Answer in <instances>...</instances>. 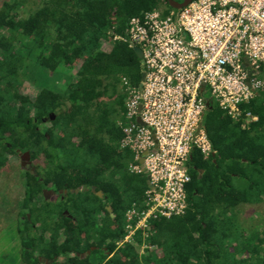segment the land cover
I'll use <instances>...</instances> for the list:
<instances>
[{"label": "trees", "instance_id": "16d2710c", "mask_svg": "<svg viewBox=\"0 0 264 264\" xmlns=\"http://www.w3.org/2000/svg\"><path fill=\"white\" fill-rule=\"evenodd\" d=\"M24 1L0 8V170L6 143L40 162L37 176L22 171L21 263L34 264L38 256L52 264L259 262L264 230L244 236L233 211L264 201V93L243 106L258 118L245 129L215 105L205 112L212 153L204 159L191 152L184 215L151 221L147 237L138 231L119 247L125 213L134 204L141 208L147 189L146 175L128 170L131 152L120 148L128 88L138 90L143 67L133 48L110 35H122L142 11L171 8L166 0H43L20 19ZM19 73L35 82L33 96L21 91ZM48 186L67 190L59 200L65 208L55 212L59 202L43 199ZM32 200L38 204L28 220ZM65 209L74 221L60 234L53 220L64 219ZM90 246L97 248L81 258Z\"/></svg>", "mask_w": 264, "mask_h": 264}, {"label": "built area", "instance_id": "2783aa9c", "mask_svg": "<svg viewBox=\"0 0 264 264\" xmlns=\"http://www.w3.org/2000/svg\"><path fill=\"white\" fill-rule=\"evenodd\" d=\"M110 40L139 48L144 72L141 89L128 88L120 148L132 154L129 172L144 173L149 185L141 208L125 213L120 247L138 231L147 237L151 221L184 215L191 152L212 153L202 124L208 102L241 129L257 121L243 106L264 93V0H192L166 13L142 11Z\"/></svg>", "mask_w": 264, "mask_h": 264}, {"label": "rangeland", "instance_id": "374dc122", "mask_svg": "<svg viewBox=\"0 0 264 264\" xmlns=\"http://www.w3.org/2000/svg\"><path fill=\"white\" fill-rule=\"evenodd\" d=\"M4 1L7 0H0V8ZM43 3V0H25L22 5L17 9L18 18L23 19L27 18L31 12H33L36 8L40 7ZM168 11V10H167ZM30 65V69L33 71L36 69L34 63H28ZM20 79L24 82V87L21 89V91L25 92L26 94L33 96L34 89H35V82L28 77H25L21 73H19ZM44 85H46L47 88H50L52 85H50V80L47 78H44L43 81L41 80ZM39 83V85H43ZM25 163V160H21V165ZM11 164L14 171H18L20 167V161L19 160H11L9 163ZM40 164V162H38ZM37 161H33L32 164L27 165V168L30 169L32 166L35 167L34 170L37 169ZM4 167H7V164L4 165ZM3 176V175H2ZM1 176V177H2ZM4 177L6 178L7 175L4 174ZM4 178H0V181L3 182ZM22 181L24 183L25 179L22 178ZM2 189L1 183H0V190ZM22 196V192H21ZM44 199V198H43ZM45 200V199H44ZM22 204L24 200H21ZM46 201V200H45ZM63 201V200H62ZM60 201L52 210L57 212L58 210H61L65 208L64 206L67 204L66 202ZM21 204V208H22ZM38 203L34 200L29 202V207L27 209H30L28 212L29 215L32 214V208L37 205ZM8 206H3V203L0 204V209L7 212ZM0 210V211H1ZM12 212V211H11ZM11 212H7L0 215V264H19L20 263V256H21V248H20V239L18 238L17 231L15 232V228L13 227L14 224L12 222H9L7 220H12L13 216ZM55 212L53 213L52 217L55 218ZM235 215V222L241 231V233L244 234V236H249L253 231L260 232L262 229L264 230V201H262L259 204L256 205H240L233 211ZM30 220V219H28ZM49 220H52L49 219ZM18 226H16L17 228ZM22 227V225H21ZM240 245H242V241H238ZM241 242V243H240ZM235 244V243H233ZM144 246L141 248V252L143 251ZM238 259L246 258L244 254H237ZM230 260V259H229ZM231 262V260H230ZM231 264V263H228ZM236 264V263H235Z\"/></svg>", "mask_w": 264, "mask_h": 264}, {"label": "flooded vegetation", "instance_id": "af4514ba", "mask_svg": "<svg viewBox=\"0 0 264 264\" xmlns=\"http://www.w3.org/2000/svg\"><path fill=\"white\" fill-rule=\"evenodd\" d=\"M7 146V151H5V157L7 158L6 164L7 167L5 168L4 166L2 167V169L0 170V178H4L3 182L0 181L1 183V187L2 189L0 190V204L3 203V206H8V211L7 212H11L13 213V219L12 220H7L9 222H12L13 227L15 228V232L17 231L18 233V238L20 239V232H21V223L23 220V215H22V208H21V204L23 200V170H29L34 176H37L36 170L33 171V169H35V167H31L30 169L27 168V165L32 164V160L30 158V155L28 152H21L19 149L16 148H12V146L9 143H6ZM13 149V152H11V150ZM2 153V149L0 148V154ZM25 153H28V155H26ZM19 160L20 161V167L18 169V171H14L13 169H11L12 165L9 164L11 162V160ZM25 160V163L21 165V160ZM4 174L7 175V177H4ZM3 175V176H2ZM2 176V177H1ZM40 180H42L41 178H39ZM21 192H22V196H21ZM41 194L42 197L49 202L55 203L57 204L59 202V200H64V196L67 195V190L66 189H56L54 190L53 188H50L49 186L47 188H42L41 190ZM1 210V209H0ZM5 211L2 210L0 211V215L2 216V214L7 213ZM62 215L64 216V219L58 218V219H54L53 220V224H58L60 223L62 228L60 229V234H64V232H66L69 228V226L71 225V223H73V219L71 218V215L68 213V211L65 209L62 211ZM25 216L27 219H30V215L28 212H25ZM16 226H18L16 228ZM263 230V229H262ZM261 230V231H262ZM21 248V245H20ZM97 247L96 246H90L88 250L85 251V253L81 254V258H83L86 255H89L92 251H94ZM260 261L259 262H254L252 261L250 264H264V260L262 258H264V253L262 252L260 255ZM54 260H56L57 258L54 257ZM36 263L34 264H52V261H50L47 258H43L42 256H38L36 258ZM21 263V259H20V263Z\"/></svg>", "mask_w": 264, "mask_h": 264}, {"label": "water", "instance_id": "95a60500", "mask_svg": "<svg viewBox=\"0 0 264 264\" xmlns=\"http://www.w3.org/2000/svg\"><path fill=\"white\" fill-rule=\"evenodd\" d=\"M166 2H167L168 7H170L171 9H177V10H179V9H182L183 7L187 6L190 2H192V0H182V1H180V2H179V1H176V0H166ZM133 51H134L135 54L138 56V58H140V60H141V65L143 66V61H142V59H141V51H140V49L137 48V47H135V48H133ZM143 79H144V72L141 73V81H140V83H139V85H138V89H139V90H140L141 87H142V81H143ZM248 81H249V78H247V82H248ZM207 105H208V109L210 110V109L212 108V106L209 104V102L207 103ZM137 121L139 122L140 119L138 118ZM153 151H154V150H153ZM25 154L28 155V153H25ZM144 156H145V153L142 154L141 159H140V163L143 162V157H144ZM33 171H34V169H33ZM200 173H202V171H200ZM146 183H147V185H149L148 177H146ZM94 190H95V189L93 188L92 191L94 192ZM96 195H97L98 197H102L101 192H97ZM107 210H108V212H111V209H110L109 207H107Z\"/></svg>", "mask_w": 264, "mask_h": 264}]
</instances>
